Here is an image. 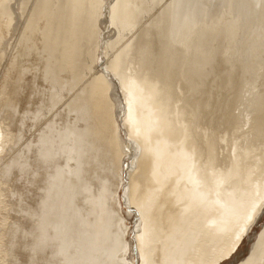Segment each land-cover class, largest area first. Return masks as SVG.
Listing matches in <instances>:
<instances>
[{
  "label": "bare ground",
  "instance_id": "6f19581e",
  "mask_svg": "<svg viewBox=\"0 0 264 264\" xmlns=\"http://www.w3.org/2000/svg\"><path fill=\"white\" fill-rule=\"evenodd\" d=\"M0 264H264V0H0Z\"/></svg>",
  "mask_w": 264,
  "mask_h": 264
},
{
  "label": "rangeland",
  "instance_id": "374dc122",
  "mask_svg": "<svg viewBox=\"0 0 264 264\" xmlns=\"http://www.w3.org/2000/svg\"><path fill=\"white\" fill-rule=\"evenodd\" d=\"M15 216V215H14ZM251 244H252V241H248L244 246H243V253H242V256L241 258H243L244 256H246L249 252V248L251 247Z\"/></svg>",
  "mask_w": 264,
  "mask_h": 264
}]
</instances>
